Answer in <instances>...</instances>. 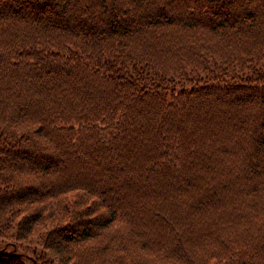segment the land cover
<instances>
[{"label": "trees", "instance_id": "16d2710c", "mask_svg": "<svg viewBox=\"0 0 264 264\" xmlns=\"http://www.w3.org/2000/svg\"><path fill=\"white\" fill-rule=\"evenodd\" d=\"M6 231L56 264H264V0H0Z\"/></svg>", "mask_w": 264, "mask_h": 264}, {"label": "rangeland", "instance_id": "374dc122", "mask_svg": "<svg viewBox=\"0 0 264 264\" xmlns=\"http://www.w3.org/2000/svg\"><path fill=\"white\" fill-rule=\"evenodd\" d=\"M179 87L177 86L174 89H178ZM35 230V228H34ZM45 231V227L41 228L39 230L40 233H43ZM8 236H7V234ZM14 236V232H5V234H3L2 236H0V247L2 245L9 247L8 244H14L16 247V250L20 253L21 255V260L23 261L24 264H56L52 258L50 257V255L45 251L44 248L39 247L35 242V238L38 237L36 233H34L33 231H31V233L28 236L29 241H27L25 243H21V242H17L16 240L10 238L11 236ZM24 241V240H23ZM29 242V243H28ZM6 247V248H7ZM13 248V247H11ZM32 263H31V262Z\"/></svg>", "mask_w": 264, "mask_h": 264}]
</instances>
